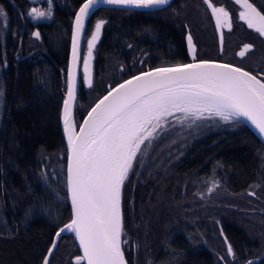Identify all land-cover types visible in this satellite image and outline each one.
Here are the masks:
<instances>
[{
    "label": "trees",
    "instance_id": "1",
    "mask_svg": "<svg viewBox=\"0 0 264 264\" xmlns=\"http://www.w3.org/2000/svg\"><path fill=\"white\" fill-rule=\"evenodd\" d=\"M63 1L60 11L57 6L51 9L40 43L30 36L25 20L30 2L0 0L7 13L6 27L0 19V264H42L53 235L70 220L59 111L66 89L71 19L79 4ZM145 31H150L146 25ZM170 37L178 41L172 33ZM177 63L186 60L108 62L101 65V79L111 75L113 87L141 70ZM257 65L264 67V58ZM109 87L75 100L76 125ZM183 117L177 112L160 122L146 155L138 154L123 185L126 235L121 239L126 237L127 243L121 247L126 264L136 262L137 251L142 264H228L219 226L235 264L252 257H259L252 264H264L261 141L239 118L237 123L214 117L216 123L188 127L190 119ZM75 245L69 235H62L50 264H78ZM217 245L223 257L218 261L211 253Z\"/></svg>",
    "mask_w": 264,
    "mask_h": 264
},
{
    "label": "snow or ice",
    "instance_id": "2",
    "mask_svg": "<svg viewBox=\"0 0 264 264\" xmlns=\"http://www.w3.org/2000/svg\"><path fill=\"white\" fill-rule=\"evenodd\" d=\"M208 2L205 0L206 4ZM235 2L239 4L241 0ZM101 3L158 9L167 5L169 0H84L74 20L73 62L78 59L77 46L85 30V19ZM47 4L46 10L31 8L28 16L33 20L50 19L52 0H47ZM243 4L245 10L239 13L240 19L246 20L250 28L255 27L264 35V14L257 11L249 0H243ZM212 12L218 27L222 23L221 17L229 16L222 7H212ZM0 19L6 27L7 13L3 8H0ZM223 22L231 29L229 21ZM105 23L104 20L97 21L91 39L87 41L83 68L89 86L92 84L89 61ZM32 35L38 38L40 33L37 31ZM187 42L194 54L191 35L187 37ZM251 48L252 45H244L245 50ZM239 55L243 57L245 51ZM75 86L70 68L62 120L68 144L66 186L72 218L55 232L52 245L48 248L49 255L44 257L43 264H50L49 257L66 231L75 234L82 248L83 255L75 257L78 264L82 260H86L87 264H126L121 248L127 243V240L121 239L122 235H126L121 210L122 188L138 154L146 155V147L151 144L156 129L161 127L160 122L172 115L173 110L183 113V119H190L188 127L197 125V122L216 123L214 117L237 123L240 121L236 118L243 117L264 138V73L253 75L230 64L206 60L153 68L109 87L107 94L88 112L79 132L75 131L76 124L70 113ZM208 191L211 192L212 188ZM228 253L233 255L230 244Z\"/></svg>",
    "mask_w": 264,
    "mask_h": 264
},
{
    "label": "flooded vegetation",
    "instance_id": "3",
    "mask_svg": "<svg viewBox=\"0 0 264 264\" xmlns=\"http://www.w3.org/2000/svg\"><path fill=\"white\" fill-rule=\"evenodd\" d=\"M83 1L68 0V4L73 6L77 3L80 6ZM64 2L63 0H52V8L57 6V10L60 11L62 8H59L61 4L64 5ZM249 3L261 14H264V0H249ZM212 7H222L229 13L227 18L221 17L222 23L219 27L217 26L216 17L213 15ZM76 8L71 19L72 26ZM244 10L245 7L243 5L235 3L233 0H209L208 4L205 3V0H169L167 5L158 9L143 10L113 6L96 7L93 14L86 17L85 30L80 37L81 46L78 50L77 59L79 62L77 98L81 95L100 92L101 89L109 87L112 82L110 80H113L112 76L109 75V77L101 79V72L103 71L101 65L108 62H112V64L115 62H137L139 65L146 62L155 64L156 62L167 63V61L172 59L177 61L181 57L186 60V63L190 59L194 61L213 60L218 63L224 62L225 64L246 69L256 75V70H258L257 61L264 57L262 56L264 55V35H261L255 27L250 28L246 20L240 19L239 13ZM24 13L26 14L25 20L30 27V36L41 43L43 26L50 24L51 18L33 20L27 14L28 9ZM99 20H104L106 23L102 25L99 38L92 50L93 54L90 60L92 62V84L89 86L82 79L83 72H81L80 68L83 63V57H85L87 52V41L91 39L95 31V25ZM225 20L231 23V29L223 22ZM145 25L150 29L148 33L145 31ZM33 28L40 33L38 38L32 36L31 31ZM171 33L175 38H178L176 43L171 41ZM71 35L72 31L68 37L69 40ZM189 35L192 37V44L195 49L194 54L190 52L187 46V37ZM219 35L222 37L221 40ZM246 44L252 45V48L245 50L244 45ZM241 51H245L243 57L239 55ZM119 68L122 71V67L119 66ZM218 228L217 232L222 236L225 245L224 253L233 262L234 252L233 255L228 253L227 244L229 242H226L223 230ZM218 248L219 246L217 245L211 250L217 261L220 258ZM134 257L136 262L133 264L143 263L138 251ZM252 258L259 260V257Z\"/></svg>",
    "mask_w": 264,
    "mask_h": 264
},
{
    "label": "water",
    "instance_id": "4",
    "mask_svg": "<svg viewBox=\"0 0 264 264\" xmlns=\"http://www.w3.org/2000/svg\"><path fill=\"white\" fill-rule=\"evenodd\" d=\"M234 2H235V0H233ZM84 3V1L81 3V5ZM236 3V2H235ZM239 4H241V5H243L244 6V4H243V0H241V3H239ZM80 5V6H81ZM80 6H78V8H76V13H75V16L73 17V21L75 20V17H76V14H77V12L79 11V8H80ZM102 6H108V7H119V8H130V9H133V8H135V9H140V10H143L144 8H136V7H132V6H127V7H125V6H117V5H106V4H103V3H101V4H99V5H97L96 7H98V8H101ZM245 7V6H244ZM73 30H74V22H73V26H72V35H71V37H70V40H69V42H70V46L68 47V52H69V54H68V58H67V68H66V73H67V78H66V89L64 90V100L66 99V93H67V80H68V72H69V69L71 68V71H72V73H73V77H74V79H75V98L72 100V102H71V105H70V113H71V117H72V119L74 120V115H73V110H74V108H75V99H77V88H78V83H77V78H79V73H78V68H79V62H78V60L76 61V62H73V59H72V45H73ZM33 32H36V29H32V31H31V33L33 34ZM33 36V35H32ZM82 36V33H81V35H80V37ZM220 37H219V39L221 40V35H219ZM34 37V36H33ZM80 37H79V41H78V46H77V57H78V50H79V47L81 46V41H80ZM220 40H219V45H220ZM187 46L189 47V49H190V46L188 45V42H187ZM86 51H87V49H86ZM86 55H87V52H86ZM85 55V56H86ZM83 59H84V57H83ZM199 61H201V60H198V61H194L193 59H190L187 63H181V64H190V63H197V62H199ZM208 61H213V60H208ZM83 62V61H82ZM213 62H215V61H213ZM215 63H218V62H215ZM218 64H225L224 62H219ZM231 65V64H230ZM175 66V65H174ZM233 67H236V68H238L237 66H235V65H232ZM91 67H92V62L91 61H89V74L91 75L92 74V72H91ZM158 67H173V65H167V66H157V67H155V68H158ZM241 68V67H240ZM151 69H153V67H151V68H147L145 71H139V72H137L135 75H138L139 73H141V72H146V71H149V70H151ZM243 69V68H242ZM80 70H81V72H83V80H85V74H84V68H83V63H82V65H81V68H80ZM244 71H247L246 69H243ZM253 74V73H252ZM254 75V74H253ZM132 76H134L133 74L132 75H130V76H127L125 79H121L119 82H117L113 87H115L117 84H119V83H122L124 80H128V79H130ZM259 78V77H258ZM112 87V86H111ZM108 89L109 88H107L106 89V91H105V93L104 94H102L99 98H97L96 99V101H94L93 103L94 104H92L87 110H86V112L84 113L85 115L84 116H82V118L81 119H79V121H78V123H77V126H76V129H75V131H77V132H79V130H80V125L81 124H83V122H84V119H85V117H87V115H88V112L89 111H91V109L95 106V104L104 96V95H106L107 94V91H108ZM64 100H62V103H61V110L59 111V115H60V121H59V126H60V129H61V136H63V144H64V146L66 147V152H65V157H66V161L64 162V167H65V173H64V177H65V183H64V187L66 188V193H65V198H67V208L69 209V219L71 220V218H72V206H71V200H70V195H69V192H68V189H67V186H66V177H67V150H68V144H67V139H66V135H65V133H64V129H63V120H62V117H63V109H64ZM239 118V120L240 121H243V123L250 129V131L252 132V134H254L255 135V137H257L261 142V144H262V146L264 147V138H262L261 136H260V134L258 133V131L250 124V122H248L247 121V119L246 118H243V117H238ZM70 220H69V222H70ZM63 226V225H62ZM61 226V227H62ZM60 227V228H61ZM62 235H69L73 240H74V242H75V246H76V249L78 250V252H79V255L78 256H82L83 255V251H82V248L80 247V245H79V241H78V239H77V237L75 236V234L73 233V232H69V233H67V232H64ZM55 237V234L53 235V238ZM53 238H52V240H53ZM228 245L229 244H227V250H228ZM51 247V246H50ZM122 248V247H121ZM123 251V250H122ZM46 255H49L48 253L46 254ZM45 257V256H44ZM43 260H44V258H43ZM43 260H42V262H43ZM125 261H126V258H125ZM249 261H252V263H254V262H256L257 263V261H258V259L256 258H250L249 260H247L244 264H248V262ZM81 263L82 264H87V261L86 260H82L81 261ZM126 263H127V261H126ZM43 264V263H42Z\"/></svg>",
    "mask_w": 264,
    "mask_h": 264
},
{
    "label": "rangeland",
    "instance_id": "5",
    "mask_svg": "<svg viewBox=\"0 0 264 264\" xmlns=\"http://www.w3.org/2000/svg\"><path fill=\"white\" fill-rule=\"evenodd\" d=\"M29 3V8L28 11L31 9V8H37V9H40V10H46L48 8V4H47V0H28ZM37 2V3H36ZM44 19H47L46 17ZM264 56V55H262ZM264 58V57H263ZM262 58V59H263ZM259 62V61H257ZM257 73H264V67L262 66L261 68H259L258 70H256ZM173 113H177L176 111L173 110L172 114ZM180 113V112H178ZM168 117V116H167ZM77 126V125H76ZM76 129V128H75ZM66 224V223H65ZM64 225V224H63ZM250 231L249 233H251V228H249ZM253 233V232H252ZM123 240H126V237L123 239ZM220 255V254H219ZM221 258V257H220ZM223 258V257H222ZM221 258V259H222ZM228 264H235L234 262H231L230 260L227 262Z\"/></svg>",
    "mask_w": 264,
    "mask_h": 264
},
{
    "label": "bare ground",
    "instance_id": "6",
    "mask_svg": "<svg viewBox=\"0 0 264 264\" xmlns=\"http://www.w3.org/2000/svg\"><path fill=\"white\" fill-rule=\"evenodd\" d=\"M67 233H69L70 231H66Z\"/></svg>",
    "mask_w": 264,
    "mask_h": 264
}]
</instances>
